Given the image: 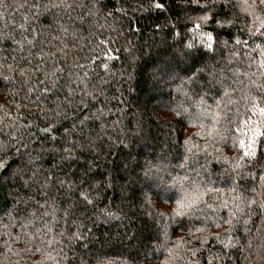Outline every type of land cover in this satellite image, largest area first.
<instances>
[{
    "label": "trees",
    "instance_id": "obj_1",
    "mask_svg": "<svg viewBox=\"0 0 264 264\" xmlns=\"http://www.w3.org/2000/svg\"><path fill=\"white\" fill-rule=\"evenodd\" d=\"M0 264H264V4L0 0Z\"/></svg>",
    "mask_w": 264,
    "mask_h": 264
},
{
    "label": "snow or ice",
    "instance_id": "obj_2",
    "mask_svg": "<svg viewBox=\"0 0 264 264\" xmlns=\"http://www.w3.org/2000/svg\"><path fill=\"white\" fill-rule=\"evenodd\" d=\"M260 2L262 4H264V0H260ZM159 7V5H157ZM201 19H207L206 17H202ZM196 27H199V25H196ZM209 39H211V35L209 34ZM186 47H191V45H186ZM210 47V46H209ZM255 135H259V132H257ZM255 136H253L252 138H250V141L248 142V144H245L244 141H240V147L244 149V155L246 157H253L256 155V151H255Z\"/></svg>",
    "mask_w": 264,
    "mask_h": 264
}]
</instances>
